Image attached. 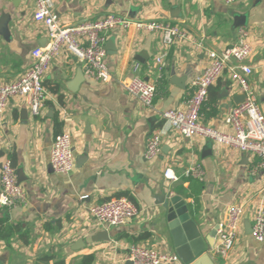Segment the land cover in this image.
Here are the masks:
<instances>
[{
  "label": "crops",
  "instance_id": "1",
  "mask_svg": "<svg viewBox=\"0 0 264 264\" xmlns=\"http://www.w3.org/2000/svg\"><path fill=\"white\" fill-rule=\"evenodd\" d=\"M52 1L64 25L115 14L179 25L188 37L167 46L157 33L117 28L106 36L110 83L88 78L76 59L62 54L45 76L48 96L40 117L32 115L25 98L10 100L0 115V192L1 168L10 158L26 200L11 210L0 206V217L20 227L8 241L0 239V264H78L88 256L92 264H129L134 243L175 253L165 210L156 204L165 195L182 196L205 230L220 226L228 206H241L236 244L219 263L264 264V242L251 235L256 214H264L259 159L202 138L185 139L163 119L193 94V81L208 66L206 52L235 44L241 29L248 33L251 85L264 113V0H238L231 7L221 0ZM34 12V0H0V84L17 80L31 67L33 51L48 44L47 28L34 20ZM136 63L138 74L157 84L150 108L121 84ZM240 95L225 74L210 89L202 122L229 132L225 121ZM159 130L162 151L146 161L147 139ZM62 132L71 135L76 157L70 176L50 165L52 144ZM192 167L202 169L203 181L185 174ZM168 168L179 183L164 178ZM121 195L139 208L136 218L113 228L91 218V205Z\"/></svg>",
  "mask_w": 264,
  "mask_h": 264
},
{
  "label": "built area",
  "instance_id": "2",
  "mask_svg": "<svg viewBox=\"0 0 264 264\" xmlns=\"http://www.w3.org/2000/svg\"><path fill=\"white\" fill-rule=\"evenodd\" d=\"M221 1L227 7L238 2ZM34 4L33 18L47 28L48 44L33 51V63L23 75L13 82L0 84V115L7 110L11 99L23 97L32 115L40 117L48 96L44 86L45 76L52 62L62 54L76 59L88 78L99 83H110L113 76L106 63V36L117 28L157 33L167 46L188 37L187 32L179 25L162 21L136 22L115 14L68 26L62 24L60 17L54 12L52 0H34ZM247 37V31L241 29L235 44L220 51H207L208 66L204 74L193 81V94L183 106L166 111L163 119L185 139L202 138L216 145L253 155L259 159L258 168L264 170V113L251 85L253 70L247 61L252 48L247 42ZM197 47L204 49L201 43ZM156 62L162 66V59H157ZM138 70L139 64L136 63L130 76L122 79L121 84L130 95L138 97L150 108L157 94V84L142 78ZM225 74H228L234 87L245 95V100L236 105L226 118L229 132L216 130L202 122V110L208 101L210 89ZM162 142V130L155 131L148 137L144 154L146 161L151 162L160 155ZM50 165L58 175L70 176L74 172L76 157L70 134L62 132L56 135L51 147ZM185 174L200 181L204 178V172L200 167H192ZM164 178L172 185L181 180L170 168L165 170ZM1 185V207L11 210L25 203L26 194L18 182L17 171L10 158H6L2 165ZM261 197L264 199V187ZM88 212L98 224L113 228L133 220L139 215L140 210L129 198L122 196L91 205ZM244 214L241 206L230 205L226 208L225 218L219 226L216 242L211 251L219 262L225 260L234 248ZM251 235L255 241L264 242V214L261 212L254 218ZM128 259L131 264L181 263L175 253L140 243H134L129 247Z\"/></svg>",
  "mask_w": 264,
  "mask_h": 264
},
{
  "label": "water",
  "instance_id": "3",
  "mask_svg": "<svg viewBox=\"0 0 264 264\" xmlns=\"http://www.w3.org/2000/svg\"><path fill=\"white\" fill-rule=\"evenodd\" d=\"M244 100V94L235 97L236 105ZM156 204L165 210L171 245L183 264H220L211 253L219 225L209 230L203 229L192 218L186 200L180 195L162 196Z\"/></svg>",
  "mask_w": 264,
  "mask_h": 264
},
{
  "label": "trees",
  "instance_id": "4",
  "mask_svg": "<svg viewBox=\"0 0 264 264\" xmlns=\"http://www.w3.org/2000/svg\"><path fill=\"white\" fill-rule=\"evenodd\" d=\"M195 184V181H191ZM124 195L118 196L122 197ZM129 198L128 196H125ZM130 199V198H129ZM131 200V199H130ZM19 226H13L8 223V219L6 217H0V239L8 241L14 234L19 232ZM93 257H83L78 264H92Z\"/></svg>",
  "mask_w": 264,
  "mask_h": 264
}]
</instances>
